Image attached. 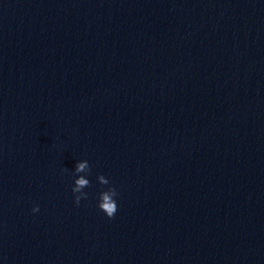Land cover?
Returning <instances> with one entry per match:
<instances>
[{
  "label": "water",
  "instance_id": "obj_1",
  "mask_svg": "<svg viewBox=\"0 0 264 264\" xmlns=\"http://www.w3.org/2000/svg\"><path fill=\"white\" fill-rule=\"evenodd\" d=\"M0 264H264V0H0Z\"/></svg>",
  "mask_w": 264,
  "mask_h": 264
},
{
  "label": "clouds",
  "instance_id": "obj_2",
  "mask_svg": "<svg viewBox=\"0 0 264 264\" xmlns=\"http://www.w3.org/2000/svg\"><path fill=\"white\" fill-rule=\"evenodd\" d=\"M62 171H66V169H62ZM90 174L91 169L87 160H83L75 164L72 175L77 178L73 181L71 192L73 194V203L76 206H79L81 200H86L88 198V194L82 190L90 187V181L85 178ZM96 180L101 186L109 185V180L103 175H98ZM117 195L118 193L113 187H108L106 191H101L98 195L97 208L109 219L113 218L117 212V203L114 199ZM38 211V206H34L32 208L33 213Z\"/></svg>",
  "mask_w": 264,
  "mask_h": 264
}]
</instances>
